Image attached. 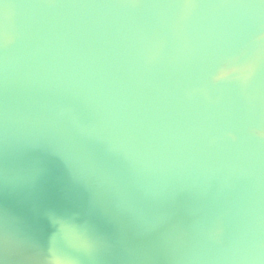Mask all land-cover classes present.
<instances>
[{
    "label": "clouds",
    "instance_id": "1",
    "mask_svg": "<svg viewBox=\"0 0 264 264\" xmlns=\"http://www.w3.org/2000/svg\"><path fill=\"white\" fill-rule=\"evenodd\" d=\"M0 264H264V0H0Z\"/></svg>",
    "mask_w": 264,
    "mask_h": 264
}]
</instances>
